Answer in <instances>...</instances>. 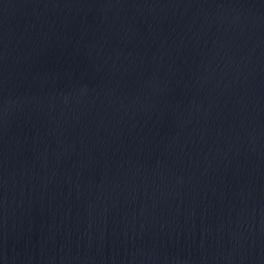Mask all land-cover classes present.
I'll return each mask as SVG.
<instances>
[{"label":"water","instance_id":"95a60500","mask_svg":"<svg viewBox=\"0 0 264 264\" xmlns=\"http://www.w3.org/2000/svg\"><path fill=\"white\" fill-rule=\"evenodd\" d=\"M0 264H264V0H0Z\"/></svg>","mask_w":264,"mask_h":264}]
</instances>
